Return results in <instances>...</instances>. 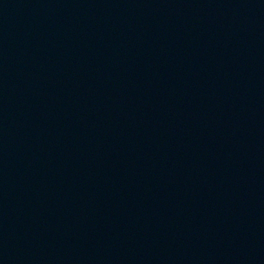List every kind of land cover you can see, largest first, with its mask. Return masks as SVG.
<instances>
[{"label":"water","instance_id":"obj_1","mask_svg":"<svg viewBox=\"0 0 264 264\" xmlns=\"http://www.w3.org/2000/svg\"><path fill=\"white\" fill-rule=\"evenodd\" d=\"M0 264H264V0H0Z\"/></svg>","mask_w":264,"mask_h":264}]
</instances>
